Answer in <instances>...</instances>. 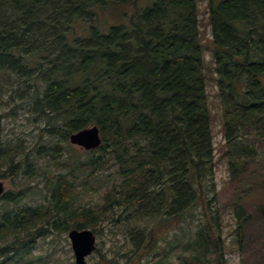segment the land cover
Wrapping results in <instances>:
<instances>
[{
  "label": "trees",
  "instance_id": "1",
  "mask_svg": "<svg viewBox=\"0 0 264 264\" xmlns=\"http://www.w3.org/2000/svg\"><path fill=\"white\" fill-rule=\"evenodd\" d=\"M208 6L235 180L264 145V0ZM199 14L200 0H0V106L11 118L26 111L38 131H0V180L19 182L0 198V264H64L34 255L37 240L72 228L98 236L117 211L123 264L172 221L187 226L163 236L147 264H228ZM93 125L102 144L80 154L70 135ZM114 167L101 200L81 203ZM262 184L235 201L239 247L252 220L243 196ZM31 191L41 198L21 204Z\"/></svg>",
  "mask_w": 264,
  "mask_h": 264
},
{
  "label": "rangeland",
  "instance_id": "2",
  "mask_svg": "<svg viewBox=\"0 0 264 264\" xmlns=\"http://www.w3.org/2000/svg\"><path fill=\"white\" fill-rule=\"evenodd\" d=\"M209 0H200V29H201V40L204 45V56L207 63V77H208V91L211 103V111L213 118V135L214 144L216 148V168H215V182L217 185L219 201L221 203L222 212L224 215L223 219V236L226 241V258L228 264H264V145L256 143L258 154L252 155L253 161L250 164L248 170L239 176L237 179H232V173L229 169L228 155L226 150L227 141L225 137V128L222 118V104L217 84V73L214 71V41L212 27L210 24L209 15ZM126 10V7L125 9ZM119 12L121 16L124 12ZM119 10H114L108 13L109 17L114 19V15L120 18L119 14H115ZM107 13L104 11L102 18ZM103 22V20H101ZM10 111L9 107L0 106V131L2 134L16 133L20 135H28L30 140L37 137L38 131L34 128L33 124L27 121L26 111L18 113L16 118L8 117L6 112ZM76 147V146H75ZM80 154L84 155V150L80 147H76ZM116 177L115 167L109 169V171L101 174L94 180H90L87 187L82 194L81 203L90 204L97 203L101 200L102 193L107 186L113 183ZM263 182L262 185H257V191L252 193H245L244 207L247 212L251 213L252 220L248 224L247 238L245 244L239 247L237 237V217L234 211L235 201L243 190H247L249 183ZM4 191L13 189L16 190L14 184L19 185L16 181L12 183L11 178L3 180ZM44 183L40 185L44 187ZM22 186V185H21ZM242 186V188H241ZM245 190V191H246ZM42 194L43 191L39 190ZM31 191L25 198L21 200V204L26 202L35 201L41 198L38 194ZM252 194V195H251ZM44 195V194H43ZM44 199V198H42ZM261 207V208H260ZM117 212H112V215L108 218V221L103 224L101 234L97 236V246L100 251H95L88 258V264H123L125 262L124 251L128 249V245H125L123 240L122 227L117 221H112L113 217H116ZM197 216L200 215L197 211ZM161 222V219H153L152 224L156 225ZM147 223V222H146ZM149 224V223H147ZM184 221H172L171 223H163L156 226L157 229V240L156 243L148 249L139 251V255L135 257V262L132 264H147L150 258H153L157 254L156 247L162 244H167L165 236L169 237L172 230L182 233L181 227L186 228ZM70 230L54 231L46 237H40L37 240L34 255H42L47 257L52 256V260H59L64 264H75V256L72 248V243L69 237ZM125 241V242H124ZM151 249V250H150ZM181 250V249H179ZM179 252V251H178ZM181 252V251H180ZM123 255H121V254ZM187 255V252H182ZM103 254L106 258L103 259ZM125 257V256H124ZM259 259V262L256 260ZM114 260L109 263L110 260ZM262 260V261H261ZM179 258L176 255L173 256V264H181ZM261 261V263H260Z\"/></svg>",
  "mask_w": 264,
  "mask_h": 264
},
{
  "label": "water",
  "instance_id": "3",
  "mask_svg": "<svg viewBox=\"0 0 264 264\" xmlns=\"http://www.w3.org/2000/svg\"><path fill=\"white\" fill-rule=\"evenodd\" d=\"M73 145L91 150L102 144V136L97 125L89 126L70 135ZM4 184L0 181V197L4 192ZM72 247L75 253L76 264H88L87 257L97 248L96 234L91 229H71L69 232Z\"/></svg>",
  "mask_w": 264,
  "mask_h": 264
}]
</instances>
